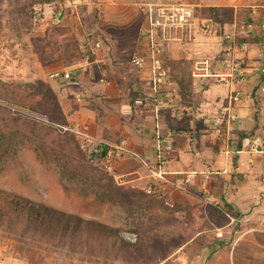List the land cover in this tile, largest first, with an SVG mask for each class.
Returning a JSON list of instances; mask_svg holds the SVG:
<instances>
[{"label": "crops", "instance_id": "obj_1", "mask_svg": "<svg viewBox=\"0 0 264 264\" xmlns=\"http://www.w3.org/2000/svg\"><path fill=\"white\" fill-rule=\"evenodd\" d=\"M138 2L44 3L40 29L47 21L68 26L64 35L79 37L84 59L79 65H67L61 57L45 60L41 67L50 73L80 68L68 79L38 78L52 85L65 125L86 126L92 144L104 150L127 143L152 160L158 136L172 144L166 153L171 181L166 196L194 227L186 242L198 237L212 247L220 239L232 245L256 241L264 223V26L238 30L235 11L230 24H216L212 31L195 24L174 31L164 53L170 96L154 109L135 102L149 94L151 74L149 62L142 67L132 62L143 52L140 31L147 23L146 7ZM226 110L234 118L226 114L217 123ZM134 153L117 159L113 174L128 188L142 190L152 177ZM228 206L237 216L225 212V224L212 220L210 207L224 212Z\"/></svg>", "mask_w": 264, "mask_h": 264}, {"label": "rangeland", "instance_id": "obj_2", "mask_svg": "<svg viewBox=\"0 0 264 264\" xmlns=\"http://www.w3.org/2000/svg\"><path fill=\"white\" fill-rule=\"evenodd\" d=\"M54 1L0 0V106L9 113L38 121L47 130L54 129L43 137L48 142L50 137L71 130L60 127L53 118L56 113L53 100L38 95L27 97L29 88L21 85L34 82L39 76L50 79L49 69L41 67L46 60L42 53L48 49L47 42L56 39L60 44L65 36L73 35L69 32L64 35L71 29L60 22L47 21L40 29L44 3L53 7ZM146 2H187L194 5L193 10L206 5L232 6L238 11L235 18L238 30L245 29L242 26H264V0H139L138 5L143 9ZM251 13H257L255 19ZM211 24L210 31L216 26ZM79 47L84 53L81 41ZM29 75L33 78L26 79ZM1 128L9 133L0 137V143L5 145L0 148L1 189L16 193L39 208L106 224L135 243L137 233L130 229L138 228L149 241L143 249L146 255L136 254L134 260H128L124 249L119 256H110L108 245L92 233L82 236L83 239L75 236L70 244L68 237L61 242L50 241L41 232L16 235L2 224L0 264H264V223L262 230L256 231V241L246 238L232 245L228 239H220L212 247H206L205 241L198 237L186 242L194 227L184 223L185 212L180 206L169 199L168 203L146 195L143 190L128 188L103 160L80 147L78 136L80 149L102 165L116 185L130 191L128 199L104 182L84 179L77 166L64 167L63 161L56 160L51 153L38 152L35 148L38 143L30 136H14L6 126Z\"/></svg>", "mask_w": 264, "mask_h": 264}, {"label": "trees", "instance_id": "obj_3", "mask_svg": "<svg viewBox=\"0 0 264 264\" xmlns=\"http://www.w3.org/2000/svg\"><path fill=\"white\" fill-rule=\"evenodd\" d=\"M235 11L237 10L232 6L206 5L201 6L200 9L195 8L194 14L208 19L213 24L224 25L234 19ZM227 15L228 18L226 19L225 16ZM42 40L45 41V39ZM79 40L78 36L73 33L71 36H65L60 44L56 39L48 41V49L45 53H42V56L47 61L61 57L67 65L80 62L84 59V53L81 52L79 47ZM52 43H54V47H52ZM180 84L181 87L184 86L182 82ZM21 86L29 88L27 97L38 95L42 96V98L48 97L53 100L56 108L55 117L53 118L59 122V125L67 124L65 115L62 112L60 103L50 82L38 78L34 82H25ZM4 109L6 108L0 106V137L4 138L9 135V133L1 128L2 126H6L14 136H30L38 143L35 145L38 152L51 153L56 160L63 161L64 167L77 166L83 174L84 179L91 180L92 182H104V184L111 186V190L116 192V194L128 199L130 191L123 185H116L112 175L102 165L95 163L91 155L80 149L74 132L65 131L62 134L60 133L61 135L58 134L57 137H50V142H48L43 140V137L49 136L52 131L54 132V129L48 128L47 130L45 126L43 127L36 120L9 113ZM3 146H5L4 142L0 143V148ZM225 212L231 216H237V213L229 206L224 209V212L213 207L209 208L212 220L221 224H225L228 221ZM2 224H6L10 232L16 235L24 236L41 232L50 241L61 242L62 239L66 240L68 237L70 244L74 243L75 236L82 238V236L92 233L94 236L98 235L100 240L103 241L102 243H105L106 246L108 245L110 256L111 254L119 256L121 249H124L126 255L129 256L128 260H134L136 254L144 253L146 255L143 249L149 241L148 236L141 233L138 228L130 229L137 233V242L135 243L127 239L121 231L113 229L106 224H94L91 220L57 213L47 207L39 208L37 204L30 202L26 198L0 188V225ZM85 238L87 240L90 239V237Z\"/></svg>", "mask_w": 264, "mask_h": 264}, {"label": "built area", "instance_id": "obj_4", "mask_svg": "<svg viewBox=\"0 0 264 264\" xmlns=\"http://www.w3.org/2000/svg\"><path fill=\"white\" fill-rule=\"evenodd\" d=\"M147 23L141 27L140 34L143 38V52L135 55L132 62L139 67L145 63H150V78L146 82L149 88V94L135 99V102L146 107L159 109L165 105L169 98V93L166 92L168 87V71L166 68L164 53L166 42H168L172 33L177 29H183L195 24L201 30L207 32L212 28L211 22L194 14L193 4L187 2H146ZM198 22V23H197ZM80 67H75L69 70H55L50 73L49 77L52 80L68 79ZM240 79L245 81L247 79L245 73H241ZM228 109V108H226ZM229 118H234L232 112L224 111L218 118L217 123H223L225 115ZM64 129L71 130L79 137L80 147L88 149L92 154L97 155L108 169H113L114 162L122 158L127 153H134L127 145L122 143L114 145L113 148L104 150L99 144H92V137L88 133L86 126H68L60 125ZM172 149V144L161 139L156 138V157L148 160L134 153L140 158L142 165L147 169L152 181L143 186V192L158 199L168 201L166 196L165 185L170 181L167 177V160L166 153ZM104 151V153H103ZM121 183L122 181L118 179Z\"/></svg>", "mask_w": 264, "mask_h": 264}]
</instances>
